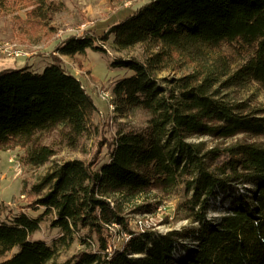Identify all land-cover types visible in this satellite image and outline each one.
Here are the masks:
<instances>
[{
	"label": "trees",
	"instance_id": "obj_1",
	"mask_svg": "<svg viewBox=\"0 0 264 264\" xmlns=\"http://www.w3.org/2000/svg\"><path fill=\"white\" fill-rule=\"evenodd\" d=\"M29 7L25 20L35 29L52 6L38 0ZM110 34L117 50L144 49L142 60L110 64L132 70L113 83L115 112L140 109L146 124L118 131L101 164L97 157L53 163L25 191L43 212L0 222V257L17 247L0 264H47L75 240L83 247L62 264H264V143L219 145L239 134L264 137V104L235 96L247 84L264 87V0H149L102 36L90 29L54 48L67 56L103 51L97 40ZM50 55L41 72L30 65L0 69V150L18 148L23 165L45 164L61 144L75 147L95 128L91 96L61 57ZM165 71L182 74L159 77ZM54 131L57 138L44 143ZM151 191L180 194L190 224L165 233L132 230L113 196ZM216 199L224 212L209 218ZM49 215L60 231L50 245L31 238ZM113 224L128 238L109 251Z\"/></svg>",
	"mask_w": 264,
	"mask_h": 264
},
{
	"label": "rangeland",
	"instance_id": "obj_2",
	"mask_svg": "<svg viewBox=\"0 0 264 264\" xmlns=\"http://www.w3.org/2000/svg\"><path fill=\"white\" fill-rule=\"evenodd\" d=\"M51 4V10L45 19H42L38 28L29 26L25 19L26 11L36 6L38 0L29 4L19 0H0V55L9 61L16 62L17 67L30 65L31 69L41 72L47 64L52 62L51 51L59 55L64 67L81 81L86 92L91 96L96 110L92 120L95 128L89 135L80 138L75 147L65 144L59 146V151L52 159L41 166L23 165L19 162L21 150L18 148L0 150V222L8 223L13 215L19 212L26 213L29 217H36L43 212V207L30 206V198L25 191L37 184L40 178L49 171L53 163L62 162L71 158L93 160L98 158V164L107 161V142L120 130L139 129L146 124L147 114L140 109H132L126 114H117L112 99L109 98L115 80L129 76L132 70L124 67H113L111 61L134 57L142 60L144 49L136 45L125 50H117L112 43L113 34L106 41L97 40V45L103 51L87 48L83 54L67 56L59 54L54 48L66 36L74 34L81 36L90 29L96 36H102L111 25L119 22L131 14L138 6L149 0H44ZM43 5V4H42ZM28 6V7H27ZM46 7L47 5H43ZM18 49L23 54L12 56L8 52ZM229 52L228 48H224ZM29 56V57H27ZM189 70V69H188ZM182 72L174 73L165 71L159 77L180 76ZM235 96L240 99H250L253 104H264V87L256 84H247L237 89ZM57 138V133L51 132L43 136L44 143H50ZM208 145L217 142L210 138H202ZM236 140L258 141L264 143V137H249L239 134L235 138L219 143L224 146ZM104 143V145H103ZM97 164V165H98ZM44 191V190H43ZM37 196H34L36 198ZM113 199L120 203L121 214L127 220L128 226L135 231H153L165 233L188 226L189 220L184 218L181 209L180 194L164 195L158 191L123 197L115 194ZM32 200V199H31ZM155 204L150 210L139 209L145 204ZM218 199L213 201L208 211V217L219 216L223 210ZM52 216H45L40 222L39 229L32 233L31 238L52 244L60 235L58 228L50 225ZM110 234L109 251L119 248L128 238L127 234L118 224L108 228ZM83 246L75 240L69 247L61 248L56 257L47 264H62L67 258L80 250ZM17 251L14 247L5 257Z\"/></svg>",
	"mask_w": 264,
	"mask_h": 264
},
{
	"label": "crops",
	"instance_id": "obj_3",
	"mask_svg": "<svg viewBox=\"0 0 264 264\" xmlns=\"http://www.w3.org/2000/svg\"><path fill=\"white\" fill-rule=\"evenodd\" d=\"M29 57V56H27ZM5 56L0 55V69L4 68V67H13L14 65H16V62L14 60V63H12V61H9Z\"/></svg>",
	"mask_w": 264,
	"mask_h": 264
},
{
	"label": "built area",
	"instance_id": "obj_4",
	"mask_svg": "<svg viewBox=\"0 0 264 264\" xmlns=\"http://www.w3.org/2000/svg\"><path fill=\"white\" fill-rule=\"evenodd\" d=\"M10 55H12V56H19V55H22L23 53L20 51V50H16V49H12L11 51H9L8 52ZM107 95H109V98H111L112 99V96H111V92L109 93V94H107ZM111 105L113 106V104L111 103Z\"/></svg>",
	"mask_w": 264,
	"mask_h": 264
}]
</instances>
